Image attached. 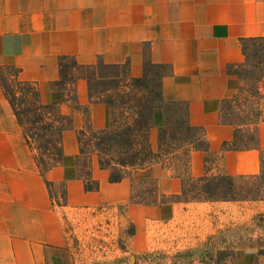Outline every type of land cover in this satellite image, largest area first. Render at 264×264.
<instances>
[{
	"label": "crops",
	"instance_id": "0c3cea01",
	"mask_svg": "<svg viewBox=\"0 0 264 264\" xmlns=\"http://www.w3.org/2000/svg\"><path fill=\"white\" fill-rule=\"evenodd\" d=\"M247 38H264V0H0V64L36 84L39 100L55 102L67 119L61 161L42 173L0 85V264H69L65 210L113 206L133 227L129 241L135 250L146 248L179 210L175 198L183 178L158 161L126 167L120 180L111 181L110 170L92 155L86 176L96 187L86 188L77 133L108 127L109 104L91 98L80 72L72 85L56 84L62 57L126 64L132 77L143 74L145 61L165 66L163 102L183 105L188 124L207 140L206 149L190 151L191 175H255L261 171L264 119L254 146L233 149L224 143L235 127L221 114L222 101L241 85L237 67ZM164 121L165 109L157 105L149 129L154 150ZM238 259L264 264L253 252Z\"/></svg>",
	"mask_w": 264,
	"mask_h": 264
},
{
	"label": "rangeland",
	"instance_id": "374dc122",
	"mask_svg": "<svg viewBox=\"0 0 264 264\" xmlns=\"http://www.w3.org/2000/svg\"><path fill=\"white\" fill-rule=\"evenodd\" d=\"M242 51L243 60L237 67L241 85L222 101L221 114L240 123L237 138L251 142L260 119H264V38L243 40ZM161 70L147 65L142 84L133 86L130 82L117 84L119 76L113 69L96 62L93 88L112 98L108 102L111 121L119 124L123 119V90L143 98L156 97ZM14 71L12 66L0 64V85L27 118L31 135L27 141L34 154H40L43 136L51 129L45 131L40 123L30 121L32 112L21 102L24 95L16 87ZM183 110L181 104L165 106V129L158 130L157 137V149L160 142L164 151L156 160L183 178L182 191L175 198L180 201L177 215L158 227L146 248L135 250L129 241L132 226L121 220L113 206L65 210L61 219L69 264H243L237 260L241 253L264 257V150L261 171L254 177L241 175L233 182L220 172L207 179L192 176L189 154L202 140L198 129L186 127ZM82 142L86 151L79 161L85 169L90 157L97 154L90 132L83 135Z\"/></svg>",
	"mask_w": 264,
	"mask_h": 264
},
{
	"label": "trees",
	"instance_id": "16d2710c",
	"mask_svg": "<svg viewBox=\"0 0 264 264\" xmlns=\"http://www.w3.org/2000/svg\"><path fill=\"white\" fill-rule=\"evenodd\" d=\"M103 67L113 69L116 75L119 76L117 84L130 82L133 86L137 84H142V76L147 71V65L155 66L161 68V73L157 74L161 79L162 75L166 72V67L161 64L151 63L145 61L143 63V74L138 77H132L129 75L126 64H105L102 63ZM60 66V78L56 84H63L65 82L72 83L75 80V72H80L83 74L89 84V93L92 99L102 100L112 102L111 97H104L100 90L93 88L92 75L95 73L96 63L93 64H80L75 59L70 57H62L59 60ZM14 77L16 82V87L18 91L24 95L21 99L22 103L27 106L25 110L32 112L31 122L40 123L41 127L50 132L44 134V150L40 154H35L36 163L39 170L44 173L51 166L59 163L62 158V141L61 133L62 129L66 126L67 119L59 114L57 110V105L55 102L45 103L39 100L38 89L36 84L21 80L17 77V71H14ZM125 84V83H124ZM29 92V93H28ZM71 97L74 96V89L71 87ZM121 95V103L124 105V114L121 122L116 123V121H111L110 125L101 129H82L77 133V140L79 143V154L78 159L81 154L84 153L85 147L83 146L82 137L87 132L91 133V139H95L94 147L95 152L98 155L99 163L110 170L109 179L111 181L120 180L124 176V169L129 166H141L146 165L151 162L157 161L156 159L163 154L160 149L161 143H158V149L154 150L151 146L149 139V129L152 124L153 110L157 105L165 106L168 104L163 102L161 91H160V81L159 90L153 99L143 98L136 95V93H130L123 90ZM30 94V98L27 96ZM5 97L11 103L13 111L23 129V133L27 140L30 142V133L27 127V118L22 117V111L17 108V103L6 91L4 92ZM182 115L185 118L186 127L189 129H194L188 124L186 120V111H182ZM223 121H226L234 125L235 130L233 133V139L230 142H225L224 147L233 149H244L247 147H252L257 141V132L255 130L254 137H250L251 142H247L244 138H237L236 132L240 123L233 121L232 119H227L222 115ZM166 121L163 125L159 127V130H164ZM198 129V128H195ZM53 131V132H52ZM200 137L202 140L201 144H196L193 148L206 149L207 140L204 137L201 129H198ZM91 158V157H90ZM79 165L80 161H79ZM86 166L85 169L80 167V175L82 176L86 188L92 189L96 187L92 181L88 180L86 176ZM210 174H205L200 177V179H207ZM220 176H226L230 178V181L235 180L236 177L241 175L232 176L223 173H219ZM257 175V174H255ZM255 175H247L254 177ZM214 176V175H213ZM244 176V175H242ZM231 198H236L232 196ZM133 227H131V232Z\"/></svg>",
	"mask_w": 264,
	"mask_h": 264
}]
</instances>
